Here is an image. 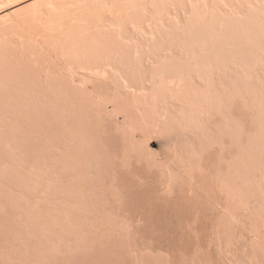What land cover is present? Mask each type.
Masks as SVG:
<instances>
[{
    "label": "rangeland",
    "instance_id": "1",
    "mask_svg": "<svg viewBox=\"0 0 264 264\" xmlns=\"http://www.w3.org/2000/svg\"><path fill=\"white\" fill-rule=\"evenodd\" d=\"M106 30L60 43L81 76L55 44L0 61V264H264L260 30L137 52Z\"/></svg>",
    "mask_w": 264,
    "mask_h": 264
},
{
    "label": "bare ground",
    "instance_id": "2",
    "mask_svg": "<svg viewBox=\"0 0 264 264\" xmlns=\"http://www.w3.org/2000/svg\"><path fill=\"white\" fill-rule=\"evenodd\" d=\"M7 1L9 0H0V7ZM240 1L248 8L256 0ZM228 5L225 0H33L23 8L8 9L0 13V61L4 60L5 63L4 58L6 57L3 56L8 54H12V56H8V59L13 57L15 60L17 53L21 56L24 53L23 56L25 55L27 58L33 56L34 59L36 55L34 49L41 48V50L51 51L53 44H55L54 51L57 50V47L59 50L51 53L54 57L52 58L55 60L56 57L62 69L68 73L73 74V76H81L82 73L74 68L71 59L78 60L82 57L84 44L80 45L81 53L79 49L77 50L80 43L78 45H76V42V44L74 43L78 46L76 49L74 46V50L71 47L73 43L70 44L71 46H67L69 48L66 49L61 48H65V46L60 45V43L70 42L68 39L71 40L74 37L72 34H81L80 37H83L82 34L85 35L87 31L96 28L107 29L108 34H112L120 41L126 43L134 41L136 43L134 52H137L139 47L147 49L149 45L163 46L165 41L164 28H169L171 31L172 38L168 40L171 46H178L180 37L187 38L190 35H197L198 37L195 36L194 38H199L200 35L198 34H201V31L207 33V35L202 33L203 36H200L204 39L203 41H206L205 36H211L217 28L215 33H224V31L230 29L236 32L241 31L239 33L247 32L246 34L249 37L252 36L250 34L254 33L253 31L258 29L260 30L258 35L262 36L263 39L264 15L260 16V13H256L257 17L253 18L245 12L231 13V11L226 10ZM180 11L183 12L182 18L179 17L181 15V13L179 14ZM129 14L141 15L140 21L134 23L133 21L124 20ZM16 24L19 28L15 29ZM223 26L224 28H222ZM175 28L178 30L177 33L174 32L176 30H173ZM212 28L215 29L211 30ZM220 28H222V31ZM261 32L263 35L260 34ZM246 34L244 35L246 36ZM70 35L71 38H69ZM80 37H78V41ZM154 40L156 43H152ZM57 43L60 46L56 45ZM85 47L86 45L83 48L85 49ZM50 51L48 52L50 53ZM14 52H17L14 54L15 56H13ZM39 52L41 51L39 50ZM51 54L50 56H52ZM78 55L81 57L76 58L75 56ZM16 61H19V59ZM48 66L47 68H49ZM44 68L42 66L43 71L47 69L46 65ZM102 73L104 74V72ZM82 77H84V74ZM82 77L81 81H79L80 77H77L76 80L83 83L86 75L84 78Z\"/></svg>",
    "mask_w": 264,
    "mask_h": 264
}]
</instances>
